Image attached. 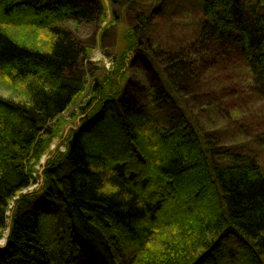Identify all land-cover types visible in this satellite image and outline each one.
Returning <instances> with one entry per match:
<instances>
[{
  "label": "trees",
  "instance_id": "obj_1",
  "mask_svg": "<svg viewBox=\"0 0 264 264\" xmlns=\"http://www.w3.org/2000/svg\"><path fill=\"white\" fill-rule=\"evenodd\" d=\"M203 1L195 43L177 49L154 43L150 19L137 14L127 35L149 79L135 93L119 91L124 72L118 83L98 80L92 113L45 168L43 187L22 196L9 218L49 138L65 125L61 116L87 87L85 49L55 25H100L105 7L0 0V83L25 93L20 102L0 98V236L9 228L0 264H264L262 168L201 125L205 112L226 107L214 85L205 90L206 74L230 59L244 74L219 86L264 95V0ZM17 26L49 32L47 49L14 37ZM125 58L114 63L123 69ZM107 130L115 156L95 140Z\"/></svg>",
  "mask_w": 264,
  "mask_h": 264
},
{
  "label": "rangeland",
  "instance_id": "obj_2",
  "mask_svg": "<svg viewBox=\"0 0 264 264\" xmlns=\"http://www.w3.org/2000/svg\"><path fill=\"white\" fill-rule=\"evenodd\" d=\"M96 1L103 2L105 7L100 25L96 22L76 24L74 20L61 21L55 25L59 29L72 31L79 45L85 49L83 62L88 70L86 75L87 87L83 93L75 97L72 106L61 116L65 125L56 134L54 133L53 137L49 138L46 148L38 160L39 162L34 164V182L14 197L10 203L12 208L22 196L34 197L36 191L43 187L45 168L49 162L54 161L57 154L65 153L69 138L73 132L80 128L85 117L92 113V107L95 103H98L95 101L93 106H87V103L93 101L92 99L96 96L91 93V87L98 80L102 81L105 77H109L112 82L118 83L121 77L119 75L124 72L125 77L118 87L119 91L127 92L128 90V92L133 91L135 93L134 89L137 84L144 83L146 79H149V72H146L145 67L139 61L140 59L135 56L133 50L131 51V40L127 35V32L138 25L136 16L139 12H143L145 17L150 19L151 25L147 28L146 33L153 42L164 48L172 49H177L179 45L186 47L187 44H194L205 19L203 0H138L137 5H133L127 0H120V4H114L110 0ZM11 31L14 37L27 44L31 43L35 47L40 46L42 49H47L52 40L46 30L34 29L29 26H17ZM124 51L129 52L128 55H122ZM124 58L126 59L125 65L121 69V63L114 62H121V59L124 61ZM242 70V66L232 59L226 64V69L219 70L218 73L216 69L208 70L210 75L206 74L209 79H206L208 87L205 90L210 92L211 88L209 87L214 85V89H218V93L216 92L215 95L220 99V105L223 103L226 107L217 109L221 107L217 105L213 109L205 103L203 108L211 109L203 114L201 125L204 124L209 133L217 132L220 136L222 135L224 145L237 147L243 154L255 158L264 173V95L245 93L242 90L233 92L234 88L229 89L227 86L226 89L224 85H234L235 78H230V75L242 76L244 74ZM230 71L234 73L232 74ZM223 77L225 78L223 79ZM218 80H223L224 84L219 86ZM234 94L236 95L234 96ZM24 96L25 93L20 86L14 85V88L10 89L7 85L0 83V98L20 102ZM194 107L199 110L196 105ZM220 112L225 114L221 115ZM104 134L99 135L97 133L95 140L106 144L108 151L115 156L117 154L115 148H117L118 143L113 139L110 130ZM19 204L18 206L22 205L25 209L28 207L25 204L30 205V201ZM10 215L12 216V211ZM7 222L10 225L11 222L8 220ZM8 229L0 236V247L4 246Z\"/></svg>",
  "mask_w": 264,
  "mask_h": 264
},
{
  "label": "built area",
  "instance_id": "obj_3",
  "mask_svg": "<svg viewBox=\"0 0 264 264\" xmlns=\"http://www.w3.org/2000/svg\"><path fill=\"white\" fill-rule=\"evenodd\" d=\"M11 209H12V207L10 206V208H9V210H8V212H7L8 215L11 214V211H10Z\"/></svg>",
  "mask_w": 264,
  "mask_h": 264
},
{
  "label": "water",
  "instance_id": "obj_4",
  "mask_svg": "<svg viewBox=\"0 0 264 264\" xmlns=\"http://www.w3.org/2000/svg\"><path fill=\"white\" fill-rule=\"evenodd\" d=\"M9 236V229H8V231H7V235H6V238ZM6 238H5V240H6Z\"/></svg>",
  "mask_w": 264,
  "mask_h": 264
}]
</instances>
